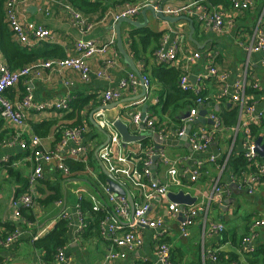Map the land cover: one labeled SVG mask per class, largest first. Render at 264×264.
Wrapping results in <instances>:
<instances>
[{"label": "crops", "instance_id": "crops-1", "mask_svg": "<svg viewBox=\"0 0 264 264\" xmlns=\"http://www.w3.org/2000/svg\"><path fill=\"white\" fill-rule=\"evenodd\" d=\"M135 1L128 0L120 5H115L113 9L108 11H116L125 3ZM193 1L195 0H159V3L164 6H178ZM204 2L205 0L197 1L198 5L207 8ZM251 2L250 8L239 11L232 10L228 0L224 4L207 8L222 11L224 24L218 30L202 23L197 14H182L191 18L196 25L193 38L197 41L198 46L187 38L189 30L187 21L168 23L147 12V25L144 27L153 32L161 33L159 46L165 36L167 37L166 42L170 45L176 37L181 34L184 35V38L182 37L179 42L176 59L169 66L179 70L181 75H187L192 86L200 87V96L205 99L204 107H199L194 101L184 111L173 112L171 110L167 114L160 115L164 121L154 125L150 131L157 135L158 132H170L168 139L158 143L150 139L153 145L158 144L162 147L168 158L178 159L174 165L178 173L183 167H187L190 171L196 169L198 172V178L195 181H190L186 176L182 178L179 185L171 183L167 173L168 165L162 162L156 163L153 173L154 179L168 185V192L166 198L150 202L148 215L151 217L158 216L162 219L163 226L159 230H162V239H165L169 245L171 257L175 260V264H264V177L261 179L257 191L253 194H247L238 183L229 182L228 173L221 172L220 174L215 161L210 162L208 160L211 155L217 156V160L223 157L226 159L231 152L237 154L242 151L241 147L245 139L244 133L248 121L255 120L257 111L264 110V65L260 64L262 53H248L245 49L252 40L253 31L258 21L264 28V0H251ZM43 8L44 4L42 5L41 1H30L18 7V12L25 15L26 19L40 23L52 32L49 39L31 48L38 54L37 60L74 56L76 55L74 43L79 39H89L97 43L114 39V43L107 53L96 54L88 58L87 63L91 73L86 81L81 80L79 75L71 69H63L62 71L45 69L39 77H32L28 83L37 104L43 101L53 102L64 95H68L72 100L85 96L91 97L82 111L81 120L86 121L87 119V122L82 134L81 145L88 149L83 155L84 161H87L90 157L89 153L93 152L90 162L94 169L88 168L84 177L69 178L57 170L58 162L52 159L43 165V178L35 185L34 205L29 209L23 208L18 200L26 192L25 190L23 192V185L32 170V162L28 158L29 148L23 143L28 142L36 134L34 126L50 122L52 126L48 133L38 137L40 147L44 151H50L57 142L59 128L62 134L63 129L73 124L74 120L68 117L72 108L66 112H59L51 108L32 109L27 113L25 126L21 128L22 136H17L18 128L0 116V236L8 234L15 227H22L23 229L22 236L8 248L0 247V264H43L42 251L33 245L34 236L38 238L47 233L58 220L62 209L69 214L70 218L67 240L64 245L69 264H100L103 256L109 250L114 249V246L100 235L92 234L85 238L83 234L78 232L77 206L80 204L76 194L78 190L83 189L86 192L83 197H87V194H93L98 197L102 204H106V194L96 181V172L101 171L97 149L106 142L104 133L100 131V119L114 121L119 118L129 125V130L133 134L148 132L147 129L136 130L129 123L133 113L140 111L143 115L142 108L145 106L144 114L150 116L155 123L158 122L151 107L157 102V95L162 90V85L151 75V69L156 64L161 63L155 58V51L159 46L154 48L155 44L153 43L144 48L139 38L135 36L138 59L134 58L129 49L128 33L136 27H132L126 22L120 24L124 48L140 74L146 75L150 79V88L145 90L142 98L136 99L144 87L140 84L128 86L122 91L118 100L103 103L101 98L103 90L117 88L122 80L126 79L130 73H134L117 51L113 26L115 23L113 24L109 19H106L108 13L106 12L100 20L94 21V26L90 31L82 34L69 24L66 14L60 7L50 5L48 15L42 12ZM141 10L137 15L130 18L142 22ZM193 54H198V58L194 61H188L187 58ZM110 58L115 61L111 67L107 64V60ZM246 60H248L247 66L245 65ZM0 61H4L1 52ZM210 65L216 68L219 75H223L221 81L228 87L229 92L233 89L234 83L242 80L246 73L257 83V88L261 90V93L248 96V99L254 100L256 112L246 114L240 113L238 110L236 126L224 127L222 125L219 130L210 132L212 139L204 150L193 152L188 140L176 134L178 130L169 114L173 112L176 115H182L181 119L183 120L184 114L196 110L193 121L188 124L190 131L213 128L210 124L195 122L201 110L218 112L223 100L220 98V86L217 84L216 78L205 77ZM97 71H102L103 76H97ZM190 77L194 78V83L190 81ZM23 93L24 84L19 82L14 87L5 90L3 96L13 101L22 97ZM140 100L142 101L139 104L136 103ZM117 101L119 104L115 107L97 110L101 106H107ZM224 101L228 106L231 104L235 106L234 102L228 98ZM159 107L157 106V109ZM91 112L94 114L90 120L89 114ZM188 125L186 124V128ZM57 126L58 128H56ZM261 142L264 144V139L261 138ZM71 147L72 144L69 143L62 153L68 155V149ZM141 147L142 142H134L124 145L123 150L135 155L142 149ZM66 157L69 156L64 158ZM197 159L203 160V165L198 169L194 168ZM218 176L223 185L228 184L227 190L221 200L208 202L213 182ZM87 181L95 185L98 190H94L93 193L90 190L92 186ZM50 187H57L62 191L60 205L38 203V198L49 195ZM180 191L195 198L192 205L203 203L206 211L197 210L189 220H184L180 213L173 216L171 212L172 202L168 193L176 194ZM131 192H133L132 194L135 193L133 190ZM132 199L134 202L135 198L132 197ZM22 210L31 213L32 221L25 218L21 213ZM257 221H262L263 224L254 226ZM210 222L222 224L223 232H211L205 228L204 226ZM182 224L185 226L186 235L182 233ZM139 232L141 244L135 249L126 251L125 257L118 264H161L156 254V242L153 237L156 231L140 226ZM246 237L249 238V241L246 250L243 251L240 243ZM212 255L216 256L215 259L212 258Z\"/></svg>", "mask_w": 264, "mask_h": 264}, {"label": "built area", "instance_id": "built-area-1", "mask_svg": "<svg viewBox=\"0 0 264 264\" xmlns=\"http://www.w3.org/2000/svg\"><path fill=\"white\" fill-rule=\"evenodd\" d=\"M30 1H41L44 4L43 13L48 15L50 5H57L66 14L69 24L74 27L78 32L84 34L90 31L94 22H89L80 12L72 8L68 3L61 0H7L5 7V18L7 24L12 32L14 39L21 45L28 48H32L38 43H41L52 36V32L40 23L25 18V15L18 12V7L22 4H26ZM232 10L239 11L248 9L251 7V0H229ZM48 6V7H47ZM145 6H151L155 11H161L167 16H179L182 14H197L202 23L210 25L213 29H221L224 24V15L220 9H207L202 5H198L197 1L185 3L178 6H164L159 3V0H136L135 2L125 3L121 8L116 11H108L107 18L113 24L116 23L122 17H133L139 13V11ZM184 38L181 34L176 39L172 40L170 45L166 42L167 37L162 39L161 45L155 51V58L161 63L170 64L176 59L178 51V45L180 40ZM114 43V39H110L103 43H97L89 39H79L74 43V49L76 55L67 56L65 58H52L47 60H37L32 64H27L15 69H11L5 63L0 61V116L6 121L13 124L18 128L17 136H22L23 131L21 128L25 126L26 116L32 109H54L59 112H66L70 109L71 98L68 95H64L62 98L53 102L43 101L39 104L35 103L34 96L30 85L28 84L32 77H39L43 70L62 71L63 69H71L76 72L80 79L86 81L91 73L90 67L87 63L88 58L96 54H105ZM248 53L261 52L262 58L260 64L264 65V28L261 22L256 24L252 40L250 44L245 48ZM198 58V54H193L188 57V61H194ZM114 59L107 60L109 67L114 65ZM248 60L245 61L247 66ZM97 76H103L102 71L96 72ZM212 76L218 81L220 86V98L229 99L238 107L240 113L253 114L256 112L255 105L250 104L248 96L245 94V87L248 80L254 82V87H257V83L248 77L245 73L242 80L236 81L233 85V89L229 92L228 87L221 81L223 75H219L215 67L209 66L205 77ZM201 79V78H200ZM202 80V79H201ZM23 82L24 93L19 99L10 101L3 96L5 90L14 87L17 83ZM142 85L147 91L150 88V79L146 75H140L138 77L134 73H130L126 79L122 80L119 86L115 89L103 90L101 92V98L103 103H109L116 101L120 98L122 91L128 86ZM178 85L183 91H193L197 97L195 103L199 107H204V98L200 96V87L192 86L189 82L188 76L182 74L179 78ZM142 100L136 102L140 103ZM135 103V104H136ZM264 110L257 111V117L262 115ZM196 115V110L188 113L187 117L183 118V125L181 129L176 133L179 137L186 136L187 140L193 150V152H202L205 146L212 139L210 132L219 130L222 126L216 113L207 112L206 117L212 120L213 128L208 131L204 128L190 131L186 135V124H190ZM256 117V118H257ZM136 130L147 129L152 131L154 128V120L142 112L137 111L132 114L129 121ZM99 126L102 128L108 140L105 144L97 149V158L102 163L104 168L109 172L115 180L126 187L132 194L131 188L135 193L131 196L134 199V211L130 214V207L128 200L123 195H117L112 193L107 182L100 184L101 190L106 194L105 203L109 205L110 210L105 212L104 218L99 223V235L109 241L114 249L109 250L102 258L100 264H118L121 259L126 255V251L137 248L141 244V237L139 227H147L151 230H155L154 240L156 242L155 250L158 260L161 264H173L171 262V251L169 245L162 241L163 235L161 228L163 221L160 217H151L148 215V209L150 202L153 200H160L166 198L168 192V185L161 183L152 178L149 167L152 165V158L157 155V162H162L168 165L167 173L170 177L171 183L174 185L181 184L182 178L186 176L190 181H195L198 178V172L195 169L190 171L187 167H183L181 172H177L175 164L178 159H170L165 154L163 149H157L155 145H149L141 147L135 155L129 152H124L123 142L113 126V120L100 119ZM84 126L70 127L63 129L62 138L50 151H44L40 147L39 138L32 136L28 142L23 143L29 148V160L32 162V170L27 179V190L20 196L18 203L25 209L31 208L35 203L34 188L37 182L43 178V165L52 159L57 160V170L63 174L68 175V169L62 163L65 156L74 158L75 160H84L83 155L87 152V147L81 145L82 134L85 131ZM159 140L163 141L170 137V132H158ZM24 142V141H23ZM72 147L68 149L67 154L62 152L64 148L69 144ZM22 144V145H23ZM241 150L243 151L247 160L254 164L256 172L248 173L241 179H235L230 176L232 183H238L247 194H253L259 187V177H264V157L257 160L258 155L254 151V143L247 137L242 142ZM208 160L214 162L217 160V156L211 155ZM142 161V165L138 166L137 163ZM225 161L217 165L218 171L221 172L224 169ZM194 168H199L203 165V160L197 159ZM228 184H224L220 181L219 176L213 182L212 190L208 198L209 201H218L223 198L224 192L227 190ZM85 190L80 189L77 192L78 202L80 204ZM136 196V197H135ZM87 197L92 202V210L97 211L103 207L98 197L93 194H87ZM16 204V203H15ZM60 205L61 201L56 202ZM77 220H78V232H82L84 228V215L79 210L80 205L77 206ZM206 211L203 203L183 206L179 210V205L172 203L171 212L173 216L180 213L184 220H189L191 216H194L196 211ZM59 217L69 218V214L62 209L59 213ZM70 219V218H69ZM185 224V222H184ZM262 221L255 222L254 226L262 225ZM211 232L221 233L224 227L220 223L210 222L207 226H204ZM182 233H185V226L182 224ZM23 234L22 227L13 228L8 234L0 236V247L8 248L16 240H18ZM37 236H34L36 239ZM249 238H243L241 241V247L243 251L246 250V245ZM215 255L212 258L215 259ZM43 264H46L43 262ZM49 264H69V258L65 253L64 246L59 248L54 261Z\"/></svg>", "mask_w": 264, "mask_h": 264}, {"label": "trees", "instance_id": "trees-1", "mask_svg": "<svg viewBox=\"0 0 264 264\" xmlns=\"http://www.w3.org/2000/svg\"><path fill=\"white\" fill-rule=\"evenodd\" d=\"M63 2L68 3L72 8L77 10L84 16L89 22H94L96 20H100L103 15H105L108 10L114 8L115 5H120L123 2L128 0H61ZM201 1V0H195ZM226 0H205L204 4H206L207 8L211 6L224 4ZM229 2V0H228ZM7 0H0V52L2 57L4 58L5 63L9 68L15 69L27 64H32L38 59V54L28 48L19 44L13 37L12 32L7 24L5 18V7ZM57 6V5H56ZM58 7V6H57ZM194 24V23H193ZM194 24V28H195ZM160 32H153L146 27L134 28L132 31L128 33L129 37V49L134 58L138 59V50L137 43L134 39L135 36L139 38L141 45L144 48H147L151 44H155L154 48L159 46ZM63 58V56H61ZM152 70V76L162 85V90L157 95V102L151 107L156 115L158 122L154 125L160 124L163 122V118L160 115L167 114L168 111H184L187 107H190L195 101L197 95L193 91H183L178 85L179 78L181 77V73L179 70L170 67L168 63H158ZM201 93V92H199ZM261 90H258L257 87H254V82L252 80H248V83L245 87V94L247 96L260 94ZM91 97L85 96L83 98L71 99L70 108H72L71 112L68 114L69 119L71 118L73 124L67 126L70 127H80L86 124V121L81 120L82 111L89 103ZM221 101V107L218 112H216L217 117L220 120L221 126L230 127L236 126L238 123L237 113L238 107L232 104L228 106V104L224 101ZM250 104H255L252 98L247 100ZM157 106H160L157 109ZM169 114L170 119L176 126L177 130L181 129L183 121L182 115H176V113ZM159 114V115H158ZM52 123L45 122L41 123L37 126H34L35 136H45ZM58 128V126L56 127ZM205 129V128H204ZM211 131L210 129H206ZM57 142L54 144H58V142L62 138V134L59 133ZM60 135V136H59ZM245 138L247 137L250 141H254L256 138L261 137L264 139V113L259 117L255 118V120L248 121L246 125V131L244 133ZM245 140V139H244ZM142 146L146 147L152 145L153 142L150 138H146L141 141ZM92 153H89L88 160H75L72 157L63 158L62 163L68 169L69 178L76 177H84L89 169H94L90 160H92ZM225 158H221L216 160L215 162L221 164ZM257 160H260L257 157ZM138 166L142 165V161L137 163ZM228 173L229 176L234 177L235 179H241L248 173H255L256 169L253 163L249 162L245 157L243 151L238 152L237 154L231 152L229 156L226 158L225 166L222 173ZM263 177H259L261 181ZM96 181L101 184H105L107 182V177L101 171L96 172ZM90 186V190L94 193V190H98L95 185H92L87 181ZM23 192L27 190V180L23 185ZM25 190V191H24ZM129 190H132L129 188ZM22 192V193H23ZM136 197V196H135ZM37 199V197H36ZM136 199V198H135ZM62 200V191L57 187H50L49 195L38 198L37 201L39 204L48 205L51 203H56ZM82 214L84 215V228L81 234L84 235L85 238H88L92 234L99 235V223L104 218L105 212L110 210L108 204H103V207L97 211L92 210V202L88 197H82L80 202V209ZM26 211V210H25ZM27 213L29 211H26ZM24 210L21 213L27 218L29 221H32L33 217L31 213H26ZM70 219L59 217L58 220L54 223L53 227L45 233L43 236H40L36 239H33V245L36 249L42 251V260L44 263L49 264L54 261L55 255L59 248L63 247L67 240V232L69 227ZM162 241L166 242L165 239ZM167 243V242H166ZM241 247V243H240ZM171 262L175 264V260L171 257Z\"/></svg>", "mask_w": 264, "mask_h": 264}, {"label": "water", "instance_id": "water-1", "mask_svg": "<svg viewBox=\"0 0 264 264\" xmlns=\"http://www.w3.org/2000/svg\"><path fill=\"white\" fill-rule=\"evenodd\" d=\"M147 12H150L153 17L159 18V19H161V20H163L165 22H168V23H176L178 21H183V20L187 21L188 22V28H189L188 34H187V38L193 44L198 46L197 41L193 38V33H194L193 20L191 18H189V17L183 16V15L175 16V17L167 16V15H164L161 11L155 12L152 7L146 6V7H144L141 10V16L143 18L142 22H140L138 20H135V19L128 18V17L120 18L113 25L114 26V31H115L116 48H117V51L119 52V54L124 59V62L130 68V70L133 71L138 77H140L141 74L137 70V68L135 67L132 59L130 58V56L128 55V53L126 52V50L124 48L123 40H122V36H121V33H120L119 26H120V24L122 22L129 23L132 27H136V28H140V27L146 26L147 25V18H146L147 17ZM190 81L192 83H194V78L190 77ZM144 94H145V89L142 88V92H141L140 96H138L136 99L142 98L144 96ZM117 104H119V101L111 103V104H109L107 106H101L97 110H101V109H104V108L115 107V106H117ZM145 108H146L145 106H143V108H142L143 116L145 115L144 114L145 113ZM206 113H207L206 110H201L199 112V116H198V118L196 119L195 122H201L202 124L207 123V124L212 125L213 122H212V120L206 118ZM93 114H94V112H91L89 114V119L90 120L92 119V115ZM187 116H188V113L184 114L183 118L187 117ZM92 123L95 124L94 122H92ZM113 126L116 129L117 133L119 134V136H120V138H121V140L123 142V145L129 144V143H134V142H141L142 140H144L146 138H151L155 143H158L159 141H161V140H159L157 134H153L150 131L142 132L140 134L131 133L130 130H129V125L127 123L123 122L119 118H117L116 120L113 121ZM189 130H190V125H188L186 130H185V134L186 135L189 133ZM100 131L104 133V135L106 137V142H107L108 137H107L105 131L102 128H100ZM183 137L185 139H187L186 136H183ZM156 148L157 149H162V147H160L158 144H156ZM16 149H18V148H16ZM254 151L256 152V154L258 155L259 158H263L264 157V144H262V142H261V137H258V138L255 139V141H254ZM157 159H158V156L155 155L152 158V165L149 167V170L151 171L152 178H153V173H154L155 166H156V163H157ZM98 162H99V167H100L101 172L104 173L105 176L107 177V184H108L109 190L112 193H115L117 195H123V196H125L127 198L128 203H129V207H130V214L132 215L133 211H134V202H133V199H132V196H131L130 192L127 190L126 187H123L122 185H120L109 172H107V170L104 168V166L102 165V163L100 161H98ZM83 181H85V180H83ZM168 197H169V199H170V201L172 203L178 204L180 209H181V207L183 205H188L189 206V205H192L194 203V201H195L194 197H190L189 195L183 193L182 191H180V192H178L176 194L168 193ZM179 219H181V218H179Z\"/></svg>", "mask_w": 264, "mask_h": 264}, {"label": "rangeland", "instance_id": "rangeland-1", "mask_svg": "<svg viewBox=\"0 0 264 264\" xmlns=\"http://www.w3.org/2000/svg\"><path fill=\"white\" fill-rule=\"evenodd\" d=\"M225 161V160H224Z\"/></svg>", "mask_w": 264, "mask_h": 264}]
</instances>
